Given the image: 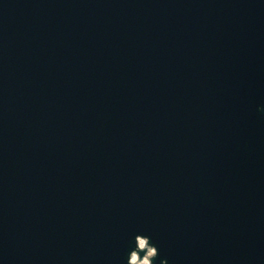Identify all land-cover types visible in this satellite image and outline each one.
Listing matches in <instances>:
<instances>
[{
	"label": "water",
	"instance_id": "1",
	"mask_svg": "<svg viewBox=\"0 0 264 264\" xmlns=\"http://www.w3.org/2000/svg\"><path fill=\"white\" fill-rule=\"evenodd\" d=\"M138 235L264 264V0H0V264Z\"/></svg>",
	"mask_w": 264,
	"mask_h": 264
}]
</instances>
